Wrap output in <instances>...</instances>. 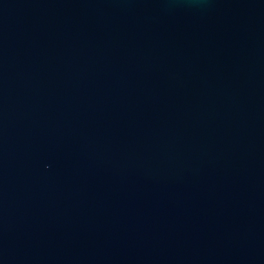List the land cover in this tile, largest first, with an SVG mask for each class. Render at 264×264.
Returning <instances> with one entry per match:
<instances>
[{"label":"water","instance_id":"obj_1","mask_svg":"<svg viewBox=\"0 0 264 264\" xmlns=\"http://www.w3.org/2000/svg\"><path fill=\"white\" fill-rule=\"evenodd\" d=\"M0 264H264V0H0Z\"/></svg>","mask_w":264,"mask_h":264}]
</instances>
